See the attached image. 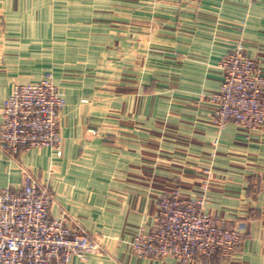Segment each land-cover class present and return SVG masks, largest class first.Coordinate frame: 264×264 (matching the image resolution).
<instances>
[{
	"label": "crops",
	"instance_id": "1",
	"mask_svg": "<svg viewBox=\"0 0 264 264\" xmlns=\"http://www.w3.org/2000/svg\"><path fill=\"white\" fill-rule=\"evenodd\" d=\"M151 1L93 0L131 19L150 15ZM68 2L0 0V122L3 102L18 81H37L54 70L66 91L61 148L12 157L0 145V188L21 186L27 174L33 175L52 195V214L69 216L100 239L102 253L74 257L71 264H178L173 257L135 256L131 242L158 210L160 191L180 186L188 194L203 192L204 179L186 168L210 167L207 212L239 225L245 235L232 257L188 264H264V129L249 132L230 122L218 130L208 98H201L221 85L219 61L237 39L264 77V0H154L162 25L155 48L146 53V82L140 91L120 96L126 101L120 114L106 111L103 104L115 107V99L96 93L97 79L64 75L87 68L84 49L52 50L50 43L68 37L54 36L53 27L46 26L54 23L48 13ZM55 14L56 24L68 33L65 28L74 21ZM234 20L238 25L231 26ZM154 68L157 74L150 75ZM170 90L177 96L170 117L173 134L158 145L163 158L152 165L149 152L155 151L149 141L158 134L155 123L165 115L164 94ZM172 152L179 160L169 163L165 153Z\"/></svg>",
	"mask_w": 264,
	"mask_h": 264
},
{
	"label": "built area",
	"instance_id": "2",
	"mask_svg": "<svg viewBox=\"0 0 264 264\" xmlns=\"http://www.w3.org/2000/svg\"><path fill=\"white\" fill-rule=\"evenodd\" d=\"M244 48L239 40L222 57V83L208 95L220 129L230 122L249 132L264 129V77ZM65 105V95L50 76L17 83L3 102V150L13 157L31 149H60L59 123ZM210 176L208 172L198 194H188L180 186L159 194L150 227L140 228L131 242L135 256L173 257L178 264H188L236 253L242 230L228 227L224 219L206 210ZM51 205L49 189L33 175L27 174L21 186L0 188V264H71L74 257L85 260L103 252L99 238L79 225L73 227L69 216L52 214Z\"/></svg>",
	"mask_w": 264,
	"mask_h": 264
},
{
	"label": "rangeland",
	"instance_id": "3",
	"mask_svg": "<svg viewBox=\"0 0 264 264\" xmlns=\"http://www.w3.org/2000/svg\"><path fill=\"white\" fill-rule=\"evenodd\" d=\"M151 2L152 4H150L151 5L150 15H144L146 17H141L140 16L141 14H138V16H134L132 19L127 17L130 16L129 14L124 13L123 11H119L120 10L119 8L116 9L113 8L110 10L106 6L99 7V5L96 6L94 4L93 0H70V2H68L69 3L68 7H62V8L54 7V9H52L50 13H48V15L51 18L53 16L54 23L53 24L51 22L47 23L46 26L53 27V30L51 31H53L54 36L64 37L65 35H67L68 37V40L63 39L62 41L63 43H59L58 41H54L53 43H50V45L52 44L51 47L53 52L59 53L62 51L64 47H66V49L68 50L84 49L85 51V53L81 55H85L84 59L87 60L85 63L87 68L82 70L71 68L67 70L64 73V75L97 79V83L95 84L96 87L94 88L96 93L105 94V95L110 94L112 100L115 99L113 102L115 104V107L113 105L109 107L108 102L103 104L104 107L106 108V111H113L112 113L120 114L124 110V105H126V101H124V99H121L120 96L125 93H131L130 91H133L132 93L137 92L146 82L144 80L145 79L144 75H146L147 67H149L146 61V53L147 51L155 48L156 46L155 42L157 41V37H158L157 34L160 31L159 30L161 27L160 25H162L158 20L157 14L155 13L156 9L154 8L155 5L154 0H152ZM36 11L38 14V12H40V9H36ZM55 13L66 14L68 15L69 20L74 21V23L70 21V24H68L69 27L65 28L68 29L67 30L68 33H65L64 26L56 24L55 21L59 17L56 16L57 14ZM109 19L111 20L110 22H108ZM77 21L80 22L82 21V23H78ZM230 25L236 26L238 24L237 21L234 20L233 23H230ZM238 41L239 39H237L232 44L228 52H230L231 49H233L238 44ZM244 50L246 51V48H244ZM221 59L219 61V64L221 62ZM148 73L150 75L157 74V69L156 68L149 69ZM42 74L44 76L46 75L50 76L53 83L65 95L66 91L64 89V84L59 79L60 76L59 74L57 75L54 70H46ZM20 82H36V81H18L15 83V85ZM209 93L210 92H208L206 95H202L201 98L202 99L208 98V103L210 104L212 109L213 105L208 97ZM164 95L168 97L167 100L168 105L166 106L167 108L165 109L166 112L164 113L165 115H163V117L160 118L161 120H158L155 123V125L157 126L155 127L153 133H158L157 136H153V138H151L152 140L150 139L149 141L150 149H154L155 151V152H149L148 159L149 162L152 163V165L157 160L159 161L161 160V158H163L160 155H158L159 151L157 150L160 149L159 148L160 145L161 146L164 145L162 141H168V140L170 141V139L166 138L167 134L169 135L173 134L172 126H170L173 120L170 117L173 115L175 111L174 104L177 99V96L175 93L172 92V90L167 91L166 94ZM83 100H86L83 102L89 101L88 98H84ZM108 108L111 109L108 110ZM213 114L214 113L212 109V113H211L212 119H213ZM214 125L217 127L218 130H220V128L215 124V122ZM155 143L157 145H155ZM165 146H169V144L166 143ZM170 149H172V147ZM175 155L176 154H174V152L165 153V160L168 161L169 163L179 160L178 158L175 157ZM214 155L215 153L213 152L212 157ZM191 159L192 161L198 160L197 157H192ZM186 169L195 172L196 176L204 179L202 185L206 184V181L208 179V172L211 173L209 180L213 177V171L212 168L210 167L204 168L203 166L200 165L198 166L191 165L188 166ZM192 172H190L191 175ZM207 184H209V182H207ZM171 191L172 190L169 191L165 190L164 192H171ZM161 193L162 191H160L158 194ZM158 197H157V204H158ZM69 220L73 227H77V225L82 227V225L76 223V220L73 219L72 220L69 219ZM149 222L150 224L142 223L139 226L138 230L142 227L144 228L150 227L151 221ZM224 222L226 225H228V227L232 226L241 229L239 225L228 224L225 219ZM244 235L245 234L242 233L241 240L237 248H239V246L242 244ZM215 257H219V256H215Z\"/></svg>",
	"mask_w": 264,
	"mask_h": 264
}]
</instances>
